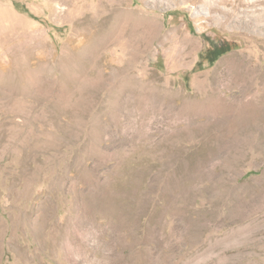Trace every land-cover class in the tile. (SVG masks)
Segmentation results:
<instances>
[{
  "label": "rangeland",
  "instance_id": "1",
  "mask_svg": "<svg viewBox=\"0 0 264 264\" xmlns=\"http://www.w3.org/2000/svg\"><path fill=\"white\" fill-rule=\"evenodd\" d=\"M236 1L0 0V264H264V122L232 101L264 98V27ZM128 13L156 33L81 59Z\"/></svg>",
  "mask_w": 264,
  "mask_h": 264
},
{
  "label": "bare ground",
  "instance_id": "2",
  "mask_svg": "<svg viewBox=\"0 0 264 264\" xmlns=\"http://www.w3.org/2000/svg\"><path fill=\"white\" fill-rule=\"evenodd\" d=\"M182 1L183 2H191V1H194V0H182ZM238 1H239V4L240 5H243V4L245 5L246 4V0H237L236 2H238ZM213 4L214 3H211V5H213ZM236 6H238V5H236ZM251 6L254 7L255 10H257V11L260 12L259 14H256L255 17H253L252 19H254L257 23H259V25H262L264 27V0H254L252 2V5ZM120 12H122V11L120 10ZM229 12H230L229 10H228V12L225 11V14L227 15V14H229ZM120 16H122V15L120 14ZM127 27H128V30L130 28H134L136 31H139V32H142L143 31V33H146L147 32V34L150 33L151 35H154L156 33V31H157V27H155L154 24L148 23L145 20V18H143L141 16L134 18L133 13H128V26L125 23L124 16L122 18L121 17H118L117 19H115L112 22L111 26L108 28V30L104 34H102L101 36H99V37H97V38L94 39V41L92 42V45L90 46L89 50L86 51L85 53H81L80 54V55H82L81 56L82 57L81 59L89 58V56H90L91 53H94L95 54L96 52H99L100 51V48H102L103 46H105L106 43L112 42V40L118 35L119 32H122V31H124V33L127 32V30H126ZM92 32H93V30H92ZM94 33H96V32H94ZM128 33H129V31H128ZM132 35H133V33L131 34V36ZM89 43H91V42L89 41ZM74 60H76V59H74ZM71 66H72V64H71ZM70 68H72V67H70ZM74 69H72V70H74ZM77 70H78V67H77ZM263 77H264V74H263ZM3 81H5V80H3ZM2 85H4V84H2ZM14 90H15V88H14ZM19 90H21V88ZM232 101L234 102L233 106L238 111L237 113L239 114V116H243V115H246L247 116L246 118L241 119V120L245 121V123H247V124H253V127H254V125L255 126H259V125H261L264 122V98L262 99V101H259V100L256 101V100H254V98L252 99V98H248V97L244 96V93L241 92V95L234 96V98L232 99ZM226 110H227V112H229L230 108L229 107H226ZM232 110L233 109H232V106H231V110L230 111H232ZM255 129H256V127H255ZM262 134L263 135H261V139L264 140V132Z\"/></svg>",
  "mask_w": 264,
  "mask_h": 264
}]
</instances>
